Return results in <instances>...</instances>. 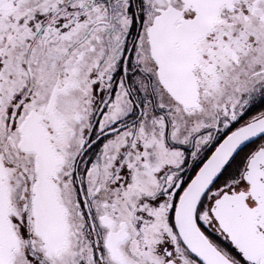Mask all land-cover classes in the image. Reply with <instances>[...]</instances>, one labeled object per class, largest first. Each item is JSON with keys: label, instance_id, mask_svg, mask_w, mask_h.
<instances>
[{"label": "snow or ice", "instance_id": "obj_1", "mask_svg": "<svg viewBox=\"0 0 264 264\" xmlns=\"http://www.w3.org/2000/svg\"><path fill=\"white\" fill-rule=\"evenodd\" d=\"M0 264H264V0H0Z\"/></svg>", "mask_w": 264, "mask_h": 264}]
</instances>
